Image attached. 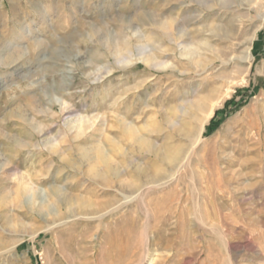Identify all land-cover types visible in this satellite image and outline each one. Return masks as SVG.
Here are the masks:
<instances>
[{"label": "rangeland", "instance_id": "374dc122", "mask_svg": "<svg viewBox=\"0 0 264 264\" xmlns=\"http://www.w3.org/2000/svg\"><path fill=\"white\" fill-rule=\"evenodd\" d=\"M262 13L0 0V264H264Z\"/></svg>", "mask_w": 264, "mask_h": 264}, {"label": "bare ground", "instance_id": "6f19581e", "mask_svg": "<svg viewBox=\"0 0 264 264\" xmlns=\"http://www.w3.org/2000/svg\"><path fill=\"white\" fill-rule=\"evenodd\" d=\"M257 7V6H256ZM259 10V9H258ZM261 14V13H260ZM263 14V13H262ZM262 16V18H263V20H264V14L263 15H261ZM180 32H181V30H180ZM198 48V47H197ZM194 50H195V48H194ZM180 52H182V55L183 54H186V55H188V56H192V55H194L193 54V48H191V47H183L182 49H181V51ZM213 113H214V111H212L211 112V114L209 115V116H207L206 118H204L203 117V119L204 120H209V118L213 115ZM202 123V122H201ZM205 126H206V124L205 123H202L201 124V126L199 127V131H198V134H197V137H195L196 138V140H201L202 141V133H203V131H204V129H205ZM193 138V137H192ZM147 140V139H146ZM148 141V140H147ZM199 143V142H198ZM197 143V144H198ZM147 146V148L145 149L144 147V149L146 150V151H153L152 149H151V147H152V142H149L148 141V143L146 144ZM155 149V148H154ZM154 152V151H153ZM157 153H159L158 151H157ZM181 154V153H180ZM183 158H184V156L183 155H180V156H178V157H176L175 158V166H174V169L176 168L177 170H176V172L179 170V167H180V163L182 162V160H183ZM122 168V169H121ZM109 169H110V166H109ZM111 170H112V172L113 173H116V174H120L121 172H122V170H123V167H121V165L120 164H118V166L116 167V168H114V167H111ZM110 171V170H109ZM107 174H109V172H108V170H105V172L104 171H102V172H100V173H98L97 174V177L99 178V180L101 181V183H103V184H109L110 183V181H109V178L107 177ZM170 176V175H169ZM169 176L168 177H166V178H169ZM172 177V176H171ZM166 178H162V179H160V180H157V182H158V184L157 185H160L161 183H163V181H161V180H164V179H166ZM170 179V178H169ZM164 184V183H163ZM154 185H155V183H154ZM68 199H66L65 200V202H68L67 201ZM62 201V200H61ZM77 210H79L78 212H81V213H87V214H90V209L92 208H94L95 207V203L93 202V201H91V200H89V199H87V198H83V197H79L78 199H77ZM72 206V205H71ZM98 209V208H97ZM77 210H74V212H77ZM65 220V219H64ZM147 241V240H146ZM148 254V253H147ZM146 255V254H145ZM149 255V254H148ZM145 257V256H144ZM147 257V256H146Z\"/></svg>", "mask_w": 264, "mask_h": 264}]
</instances>
